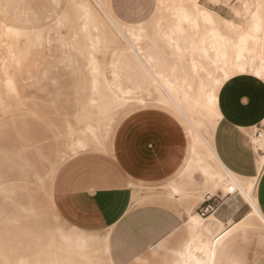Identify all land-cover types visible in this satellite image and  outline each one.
Masks as SVG:
<instances>
[{
  "label": "rangeland",
  "instance_id": "1",
  "mask_svg": "<svg viewBox=\"0 0 264 264\" xmlns=\"http://www.w3.org/2000/svg\"><path fill=\"white\" fill-rule=\"evenodd\" d=\"M75 1L0 0V264H93L78 254L67 259L55 231L67 228L62 219L55 218L56 209L62 213L60 201L69 194L63 182L65 163L71 164L83 151L102 150L117 134L113 131L137 115L135 111L161 107L175 114L151 89L150 95L144 88L121 93L123 84L145 77L121 50L126 43L99 38L101 27L83 20ZM83 1L112 28L95 0ZM198 2L235 22L246 18L242 10L235 13V0ZM108 3L121 22L142 26L150 33L162 14L155 0ZM162 58L168 69L187 63L167 52ZM9 76L14 80L13 91L5 85ZM205 120L210 121L209 117ZM201 133L205 135L203 129ZM78 141L86 144L83 150ZM237 181L246 190L252 183ZM227 184H233L228 177L224 187L205 188L206 193L218 192L220 210L229 219L222 222L216 213L203 218H216L220 222L216 227L226 228L240 221L230 231L229 237L235 239L220 246L214 264H264V225L249 220L250 204L239 190L226 194ZM139 190L154 188L139 185ZM204 195L200 193L199 201ZM196 207L187 210L198 213ZM175 232L179 239L167 241L168 251L152 257L155 264L179 261L178 250L190 237L185 220ZM147 261L142 258L134 264Z\"/></svg>",
  "mask_w": 264,
  "mask_h": 264
},
{
  "label": "crops",
  "instance_id": "2",
  "mask_svg": "<svg viewBox=\"0 0 264 264\" xmlns=\"http://www.w3.org/2000/svg\"><path fill=\"white\" fill-rule=\"evenodd\" d=\"M218 108L211 140L214 155L239 179L253 182V195L264 217V168L258 170L252 137L264 139V78L250 73L231 76L218 91ZM135 113L113 131L117 134L102 150L83 151L63 168L69 194L60 201L62 213L57 212L78 230L105 239L108 261L103 264H134L142 258L155 264L152 257L168 251L167 241L179 239L175 229L186 220L187 209L195 204L198 209L209 194L204 175L190 163L192 139L181 118L161 107ZM257 128L259 136L254 134ZM259 153L264 156V148ZM171 184L181 192L170 195ZM139 185L154 190L141 192ZM201 192L205 195L199 201ZM212 195L220 198L218 192ZM214 213L222 222L229 219L220 205ZM229 235L217 246L212 264L220 246L235 239ZM188 241L174 264H184Z\"/></svg>",
  "mask_w": 264,
  "mask_h": 264
},
{
  "label": "bare ground",
  "instance_id": "3",
  "mask_svg": "<svg viewBox=\"0 0 264 264\" xmlns=\"http://www.w3.org/2000/svg\"><path fill=\"white\" fill-rule=\"evenodd\" d=\"M95 1L112 28L83 0L75 1L80 16L87 23L101 27L99 38L116 42L123 40L127 46H122L121 50L134 60V67L145 77L144 81L135 84L125 83L121 86L120 83L121 93L126 95L137 88H144L158 94L160 100L185 122L192 139L193 156L190 163L199 168L205 182L215 189L224 187L228 177L251 206L249 220L264 225V217L252 195L253 182L248 190L242 187L237 181L239 177L223 167L215 157L211 145L212 131L220 116L218 91L221 85L231 76L246 72L264 78V34H261L264 31V0H235L238 6L235 13L239 14L242 10L246 17L240 23L209 10L198 0H156L162 14L151 33L142 26L134 28L115 18L108 0ZM7 29L12 28L9 26ZM159 41H163V46ZM163 52L173 54L179 60L186 59V65L173 64L168 69L162 58ZM5 85L9 91L15 89L10 76L5 79ZM205 117H209L210 121L207 122ZM89 129L93 139L99 141L100 137L94 129ZM252 137L257 149L258 170L261 171L264 156L259 149L263 147L264 139L253 134ZM77 146L83 150L86 144L78 141ZM227 187L228 184L226 190ZM170 190V195L181 192L174 184L170 185ZM55 218L62 219L57 210ZM211 218L208 217L205 223L206 218L187 210L185 223L190 238L182 254L184 264H212L217 246L234 227L225 229L220 224L217 229L215 223L219 221ZM64 223L66 229L59 227L55 231L67 259L78 254L93 264L108 261L105 239ZM20 264L25 263L21 261Z\"/></svg>",
  "mask_w": 264,
  "mask_h": 264
},
{
  "label": "built area",
  "instance_id": "4",
  "mask_svg": "<svg viewBox=\"0 0 264 264\" xmlns=\"http://www.w3.org/2000/svg\"><path fill=\"white\" fill-rule=\"evenodd\" d=\"M259 128H257V130L255 131V135L256 136H259L260 133H259ZM238 189L235 185L233 184H230L228 185L227 187V192L226 194H234V193H237ZM219 201H220V198L218 196H214L212 194H206L205 197H204V200L202 201V203L199 205L198 207V214L201 216V217H206L212 213H214L217 209V207L219 206Z\"/></svg>",
  "mask_w": 264,
  "mask_h": 264
}]
</instances>
